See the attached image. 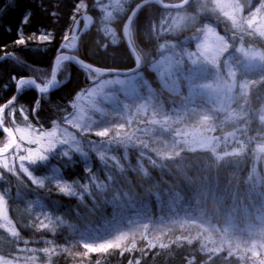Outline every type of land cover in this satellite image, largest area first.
Masks as SVG:
<instances>
[{
    "label": "trees",
    "instance_id": "obj_1",
    "mask_svg": "<svg viewBox=\"0 0 264 264\" xmlns=\"http://www.w3.org/2000/svg\"><path fill=\"white\" fill-rule=\"evenodd\" d=\"M140 1H120L110 24L112 42L95 0H0V107L15 95L18 79L33 78L37 69L51 71L83 2L91 23L83 29L78 22L77 44L69 53L103 69H131L121 29ZM260 2L253 0L251 11ZM197 3L205 4L207 15H198L180 35L163 23L167 9L148 4L135 14L130 42L143 78L134 83L135 109L125 117L121 107L116 114L105 104L86 106L82 125L70 124L65 138L59 127V141L43 150V160L32 162L29 151L40 152V140L24 138L26 130L46 140L54 124L65 125L62 117L73 111L76 95L108 76L94 79L67 62L58 88L45 94L24 88L6 109L1 122L17 143L0 157V196L7 209L0 221V264H264L262 255L250 257L233 245L264 232V38L252 29L232 30L213 16L208 0H192L185 9L193 11ZM206 28L223 37L232 66L235 58L232 76L244 83L228 105L192 91L183 73L173 89L165 87L150 68L162 60L185 61L179 55L185 47L193 51ZM41 34L50 40L17 43L21 35ZM238 45L259 53L250 68L237 62ZM110 105L121 101L114 97ZM202 108L212 114L207 124L193 120ZM113 118L119 124L107 135L88 133ZM4 137L0 132V146ZM169 146L174 150L165 153ZM65 186L69 190L62 192ZM133 227L138 231L118 247L86 251L85 240L103 241Z\"/></svg>",
    "mask_w": 264,
    "mask_h": 264
},
{
    "label": "rangeland",
    "instance_id": "obj_2",
    "mask_svg": "<svg viewBox=\"0 0 264 264\" xmlns=\"http://www.w3.org/2000/svg\"><path fill=\"white\" fill-rule=\"evenodd\" d=\"M120 1L121 0H95L103 15L101 20L103 30L105 34L110 37L112 42L116 40V37L110 24L113 19L114 11H117L120 8ZM252 2L253 0H208L211 12L216 14L213 16L226 22L232 30L241 33L243 29H252L255 33L264 38V0H262V2L251 11ZM196 5L191 10H194ZM78 9H81L77 13L78 16L88 13L85 9V2L81 3ZM200 14L207 15L205 4L202 5L199 3L198 9L195 12L190 10L187 11L186 9L179 11L170 10L165 15L163 23L167 26H171L170 34L180 35L194 25L197 16ZM79 28L78 25L74 24L72 29L66 33L65 37H68V40H66L64 45L66 44L67 47L63 48L66 53L71 52L74 46H76L77 37L79 36ZM21 37L26 41H40L37 39L38 36L21 35ZM242 47L243 46L239 47L238 45L236 48V55H238L237 62L240 63L241 67L250 68L251 65L259 59V53L250 46L245 50H243ZM181 56H184L185 61L174 59V62H170L162 60L151 65L150 68L156 71L157 77L165 87L168 86L173 89L178 80V74L183 73L185 79L190 83L192 91L199 94L204 93L208 97H213L216 101L224 105L230 104L232 97L244 87L242 81L236 82L232 76L230 69H232L235 64V58L232 66V63L230 62L231 59L225 56V42L223 37L212 31L210 28L204 30L202 39L193 51H189V48L185 47L179 57ZM182 65H185L183 69ZM63 71V66L60 65L59 68H57V78L59 72L61 74ZM50 73V70L45 72L37 69L33 78L38 80L37 77H39V84L43 87L48 83ZM60 74L59 78L63 80L65 77L63 78L62 74L61 78ZM90 75L94 79L97 77L94 72ZM225 75L228 76L227 79L223 78ZM142 78L143 76L139 71L127 76L106 77L99 83L76 95L73 104V111L62 117L65 121V125L61 123L54 124L47 133L46 140L43 137H37L30 129V131L28 129L26 130V137L29 138L32 136L35 140H40V153L42 154L43 150L51 149V145L55 144L56 141H59V127L61 136L65 138L67 137L70 124L74 123L76 127L82 125L86 106L96 108L99 104H105L108 113L114 111L116 114L121 113V107V111L125 117L130 111L135 109L134 94L137 92V89L134 86V83L136 80ZM143 83L146 85L147 90H150L147 82ZM26 85L23 86L25 87ZM114 97H117L121 101V105H117L116 107L110 105ZM211 118L212 114L206 108L198 110L193 115V120L201 124H207ZM117 120V118L108 119L104 125V129L101 131L107 130V132H109L112 127L119 124L115 122ZM120 120L123 121V117H121ZM101 131L88 129V133L94 134ZM1 141L3 144L0 148L2 149L6 143H10V140L6 136L1 139ZM201 144L203 147H207L210 144V140L207 139ZM168 149L169 150L165 153H172L171 150H174L171 149L170 146ZM175 150L179 151V149ZM35 152H39V149L30 150L29 155H32ZM5 218H7L5 200L0 196V221ZM200 221L201 220L199 219H194L193 222L198 224ZM201 225L205 226L203 223H201ZM136 231H138V227H133L128 231L124 230L117 232L108 239L99 242L85 240L84 246L89 254L107 251L111 248L118 247L126 240V238H128V236H132ZM101 245L111 246L107 247V250L101 251H89V248L87 247L99 248ZM233 245L246 252L250 257H258L259 255L264 257V232L259 236L255 235L252 237L250 236L249 238H238L234 241Z\"/></svg>",
    "mask_w": 264,
    "mask_h": 264
},
{
    "label": "water",
    "instance_id": "obj_3",
    "mask_svg": "<svg viewBox=\"0 0 264 264\" xmlns=\"http://www.w3.org/2000/svg\"><path fill=\"white\" fill-rule=\"evenodd\" d=\"M190 2V0H183L182 2L180 3H177V4H164L162 2H160L159 0H144V1H141L140 3H138L137 5H135L133 7V9L131 10V12L129 13L128 15V18L127 20L125 21L123 27H122V30H121V34H122V38H123V41L125 42V45L128 49V52L130 53V55L132 56L133 58V61H134V67L129 69V70H115V69H103V68H100V67H96V66H93L91 64H88L82 60H80L79 58L75 57L74 55L72 54H62V55H68L70 57H73L74 59H70L69 61H61L60 65L62 63H65V62H68V63H73V64H76L78 67H81L89 72H94V73H97V74H102V75H120V76H126V75H129V74H133L137 71H139L141 69V63H140V59L137 57L134 49L132 48V45L130 43V40L128 38V27L134 17V15L145 5L147 4H154L160 8H163V9H173V10H180L182 8H184L188 3ZM79 21H82L83 22V26L84 28H86L89 24V21H90V16L87 15V14H82L80 16H78L77 20H76V23H78ZM59 56V55H58ZM57 56V57H58ZM56 57V58H57ZM55 61L56 59L54 60L53 64H52V68H51V74H50V80L52 79V74L53 72H55V75H56V64H55ZM84 62L87 67L84 68L83 65L80 63V62ZM22 79H28V80H32V78H22ZM20 80V79H19ZM56 83L53 84V85H50L49 88H48V91L47 92H50L56 88H58L61 84H58V80L56 78ZM28 86H30L32 89H34L37 93L39 94H44V93H47V92H44V93H41L39 92V90L35 87L34 84H28ZM19 88V85H18V81L16 82V92H15V95H14V100L13 102L18 98L19 94H20V88ZM13 99V98H12ZM11 99V100H12ZM10 101V100H9ZM8 101V102H9ZM5 103L1 108H0V117L2 116V114L5 112V110L13 103L9 104V103ZM7 105V106H6ZM5 128L1 127V124H0V132L2 134H4L6 137H8L10 139V135H11V138H13L15 140V143H12L11 144V148H9V150L7 152H4V151H0V157H3V156H6L8 154H10L13 149L15 148L16 146V143H17V140H16V136L14 134V132L9 129L11 131V133L9 134L8 132L4 131ZM10 143H11V140H10Z\"/></svg>",
    "mask_w": 264,
    "mask_h": 264
},
{
    "label": "snow or ice",
    "instance_id": "obj_4",
    "mask_svg": "<svg viewBox=\"0 0 264 264\" xmlns=\"http://www.w3.org/2000/svg\"><path fill=\"white\" fill-rule=\"evenodd\" d=\"M37 39L40 40V41H48V40H50V35L41 34V35H39L37 37ZM65 40H68V37H65ZM17 43L24 44L25 43L24 38L21 37L17 41ZM63 47H67V45L66 44L62 45V48ZM70 59H74V58L70 57L68 55H59L56 58V61H55L56 67L59 68L61 61H69ZM80 63L83 65L84 68L87 67V65L84 62L81 61ZM56 82H57L56 81V75H55V72H53L52 79L49 80L48 83L45 84L43 87L39 83H37L36 80H34V79H32V80L20 79V80H18V85L23 86V85H26V84H34L35 87L39 90V92L44 93V92L48 91V88H49L50 85H53ZM13 100H14V97L8 103L11 104L13 102ZM4 131L8 132L9 134L11 133V131L9 129H7V128H5ZM95 135H99V136L107 135V130H104V131H101V132H97V133H95ZM24 138H26V136ZM10 140H11V143H6L3 146V149H0V151L7 152L9 150V148H11V144L15 143V140L13 138H11V135H10ZM27 159H29L32 162H36L37 160H43L44 156L40 152H35L32 155H30L29 157H27ZM4 166H6V163L4 164ZM68 190L69 189L67 188V186L61 188L62 192H67ZM110 246L111 245H108V246L101 245L99 248H91L90 246H87V247L89 248V251H101V250H107V247H110Z\"/></svg>",
    "mask_w": 264,
    "mask_h": 264
},
{
    "label": "flooded vegetation",
    "instance_id": "obj_5",
    "mask_svg": "<svg viewBox=\"0 0 264 264\" xmlns=\"http://www.w3.org/2000/svg\"><path fill=\"white\" fill-rule=\"evenodd\" d=\"M144 1V0H143ZM141 2V1H140ZM139 2V3H140ZM191 3V1L187 4V6L189 5ZM196 4H192V7H194ZM198 5H199V3L196 5V7H195V9L193 10L194 12L198 9ZM203 5V4H202ZM146 6V5H145ZM158 7V6H157ZM64 51V50H63ZM61 53V52H60ZM59 53V54H60ZM61 55V54H60Z\"/></svg>",
    "mask_w": 264,
    "mask_h": 264
}]
</instances>
